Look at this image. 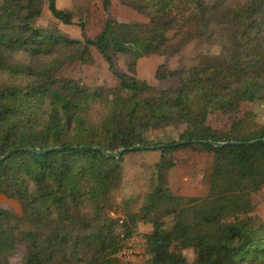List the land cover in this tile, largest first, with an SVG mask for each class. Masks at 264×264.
Returning a JSON list of instances; mask_svg holds the SVG:
<instances>
[{"label":"trees","instance_id":"trees-1","mask_svg":"<svg viewBox=\"0 0 264 264\" xmlns=\"http://www.w3.org/2000/svg\"><path fill=\"white\" fill-rule=\"evenodd\" d=\"M46 1L54 19L73 23L71 12ZM119 4L147 22L110 18L94 38L83 34L80 41L34 27L42 0H0V157L18 150L0 163V195L20 206V214L0 207V264H10L20 246V264H130L118 255L139 223L151 226L143 237L145 264H189L172 251L174 242L195 250L193 264H264V222L254 215V198L264 190V124L243 109L264 101V0ZM101 6L107 12L111 0ZM190 42L220 51L198 55L189 69L160 65L155 79H176L175 88L157 90L136 77L142 58L177 55ZM91 49L118 80L116 88L90 91L58 79L67 65L91 64ZM118 55L129 57L127 74L115 71ZM172 126L183 127L177 140L150 137ZM137 145L145 149L134 152L160 153L154 183L137 212L109 219L121 159L131 152L110 159L93 148ZM184 152L212 156L204 197L170 189L174 154Z\"/></svg>","mask_w":264,"mask_h":264},{"label":"rangeland","instance_id":"rangeland-1","mask_svg":"<svg viewBox=\"0 0 264 264\" xmlns=\"http://www.w3.org/2000/svg\"><path fill=\"white\" fill-rule=\"evenodd\" d=\"M43 1L41 16L34 22V27L42 31H56L65 38L71 40H83V34L87 38H94L102 29L107 19H116L119 22L146 23L147 18L126 8L118 3L114 4L107 12L102 9L101 0H55L61 10L69 11L74 16L71 25H63L54 19L47 9V1ZM209 2L210 0H206ZM83 30V32H82ZM220 51L218 45H209L206 42H190L177 55L158 56L152 55L142 58L137 65L136 77L147 81L157 90L171 89L178 86L176 79L156 80V69L160 65L173 70L189 69L197 63L198 55H217ZM93 62L88 65L74 62L63 67L58 79H68L78 82L81 86L95 91L99 88H116L118 80L109 71L108 65L91 49ZM23 61V59H20ZM128 56L118 55L115 57V71L119 74H127ZM256 116L260 124H264V101H257L244 106ZM220 124V123H219ZM181 126H172L163 130L150 132L154 139L177 140ZM158 151L131 152L122 156L121 185L113 194L114 208L108 212L109 219L122 220L139 210L144 203V198L150 192L154 183V165L159 161ZM176 166L169 171L168 183L171 191L180 196L204 197L208 186L205 177L209 171V163L212 156L202 153L184 152L174 154ZM256 208L254 215L259 222H264V190L254 198ZM0 207L10 209L20 214V206L17 201L0 195ZM240 216L225 218L224 223L238 221ZM166 226H170V218L165 219ZM117 231L121 230L120 224H116ZM151 230V226L139 223L136 233L130 240L124 242V246L118 257L126 263L145 264L148 259L144 246V235ZM172 251L181 253L189 264H193L196 252L193 249L181 250L178 242H174ZM23 257V247L9 258L10 264H20Z\"/></svg>","mask_w":264,"mask_h":264},{"label":"water","instance_id":"water-1","mask_svg":"<svg viewBox=\"0 0 264 264\" xmlns=\"http://www.w3.org/2000/svg\"><path fill=\"white\" fill-rule=\"evenodd\" d=\"M206 143L210 144V145H212L214 147H220V146L223 145L222 143H215V142H211V141H208ZM144 149H145V147L144 146H140V145L133 146V147H130L128 149H121V150H118V151H115V152H108V151H105L104 149L99 148V147L98 148H93V150L101 152L104 157L110 158V159H118L119 157H121L126 152H134V151H137V150H144ZM23 150L30 151V152H32L34 154H37V155H43L45 153V151L32 149V148H24ZM52 150H58V149H52ZM16 151H18V150L10 151L7 154H5L4 156L0 157V163H2L13 152H16Z\"/></svg>","mask_w":264,"mask_h":264},{"label":"crops","instance_id":"crops-1","mask_svg":"<svg viewBox=\"0 0 264 264\" xmlns=\"http://www.w3.org/2000/svg\"><path fill=\"white\" fill-rule=\"evenodd\" d=\"M116 3L119 4V0H111V7H112L114 4H116ZM111 7H110V8H111Z\"/></svg>","mask_w":264,"mask_h":264}]
</instances>
